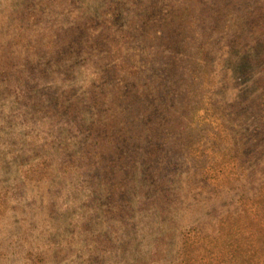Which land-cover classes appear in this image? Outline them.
<instances>
[{"label": "rangeland", "instance_id": "rangeland-1", "mask_svg": "<svg viewBox=\"0 0 264 264\" xmlns=\"http://www.w3.org/2000/svg\"><path fill=\"white\" fill-rule=\"evenodd\" d=\"M0 264H264V0H0Z\"/></svg>", "mask_w": 264, "mask_h": 264}]
</instances>
